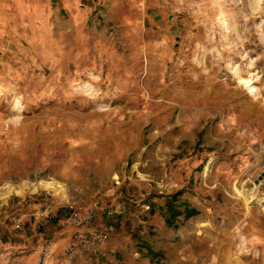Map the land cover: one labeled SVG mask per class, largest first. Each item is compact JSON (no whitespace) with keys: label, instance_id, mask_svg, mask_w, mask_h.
Listing matches in <instances>:
<instances>
[{"label":"rangeland","instance_id":"1","mask_svg":"<svg viewBox=\"0 0 264 264\" xmlns=\"http://www.w3.org/2000/svg\"><path fill=\"white\" fill-rule=\"evenodd\" d=\"M263 154L264 0H0V264H264Z\"/></svg>","mask_w":264,"mask_h":264},{"label":"crops","instance_id":"2","mask_svg":"<svg viewBox=\"0 0 264 264\" xmlns=\"http://www.w3.org/2000/svg\"><path fill=\"white\" fill-rule=\"evenodd\" d=\"M183 135L188 136L189 134H186V132H184ZM176 150H179V149H176ZM179 151H181V150H179ZM190 151H192V150H190ZM178 161H181V160L178 159ZM178 163L179 162H176V161L174 162L175 168H174V171L172 172L173 176H175V174L180 171L181 167H180V164H178ZM176 164H178V165H176ZM199 164H204V161H201ZM177 191L174 192L172 195H169L168 201H170V203L172 204L173 207L176 205L174 207L175 208L174 211H178L180 213V215L178 216V220H177V222L179 224H183V223H186L190 220H193L194 218H196L202 214L200 207L193 204L191 199H189L190 193H187L181 189H180V191H178V192ZM177 203H178V205H177ZM178 229H180V227Z\"/></svg>","mask_w":264,"mask_h":264},{"label":"bare ground","instance_id":"3","mask_svg":"<svg viewBox=\"0 0 264 264\" xmlns=\"http://www.w3.org/2000/svg\"><path fill=\"white\" fill-rule=\"evenodd\" d=\"M251 80H247L246 84H250ZM250 89L252 91H256L257 88L253 85H249ZM13 111H18L21 112L22 111V107L20 105L19 102H17L14 106H13ZM39 189H47L50 191H55L58 192L59 189H63L65 191L66 188H63V186L60 183H56V182H52L49 180H40L37 182H27L21 186H12L9 184V186L6 187L5 191L2 192L0 191V195L1 196H6V195H10V194H23L25 192V190H32V191H37ZM254 195H251L249 197V202L248 203H252L254 200Z\"/></svg>","mask_w":264,"mask_h":264},{"label":"water","instance_id":"4","mask_svg":"<svg viewBox=\"0 0 264 264\" xmlns=\"http://www.w3.org/2000/svg\"><path fill=\"white\" fill-rule=\"evenodd\" d=\"M255 149H256V148H255ZM257 149H259V147H257ZM259 161H260V162L264 161V154L260 156ZM263 179H264V172H263L261 175H259V177H258V179L255 181V183H256V184H259L260 181H262Z\"/></svg>","mask_w":264,"mask_h":264},{"label":"trees","instance_id":"5","mask_svg":"<svg viewBox=\"0 0 264 264\" xmlns=\"http://www.w3.org/2000/svg\"><path fill=\"white\" fill-rule=\"evenodd\" d=\"M176 215H177V216H179V215H180V213H179V212H176ZM177 228H178V227H177Z\"/></svg>","mask_w":264,"mask_h":264},{"label":"built area","instance_id":"6","mask_svg":"<svg viewBox=\"0 0 264 264\" xmlns=\"http://www.w3.org/2000/svg\"><path fill=\"white\" fill-rule=\"evenodd\" d=\"M105 237V236H104Z\"/></svg>","mask_w":264,"mask_h":264}]
</instances>
